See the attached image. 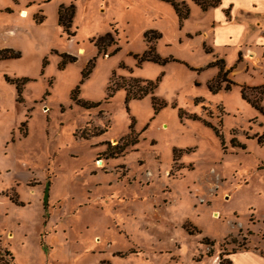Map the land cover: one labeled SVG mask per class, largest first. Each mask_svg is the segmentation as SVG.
<instances>
[{
    "label": "rangeland",
    "instance_id": "1",
    "mask_svg": "<svg viewBox=\"0 0 264 264\" xmlns=\"http://www.w3.org/2000/svg\"><path fill=\"white\" fill-rule=\"evenodd\" d=\"M183 1L179 19L166 0H0V52L18 54L0 57V253L14 264H216L220 251L264 253V115L241 86L263 110L264 91L240 81L255 72L229 70L233 84L208 88L218 59L204 42L208 13ZM69 3L68 33L56 9ZM145 30L158 33L150 42L161 61L137 58ZM128 77L155 87L105 97ZM75 87L99 103L79 105Z\"/></svg>",
    "mask_w": 264,
    "mask_h": 264
},
{
    "label": "crops",
    "instance_id": "2",
    "mask_svg": "<svg viewBox=\"0 0 264 264\" xmlns=\"http://www.w3.org/2000/svg\"><path fill=\"white\" fill-rule=\"evenodd\" d=\"M195 4L201 15L208 13L203 32L208 27L209 39L204 42L224 67L231 74L255 72L252 80L240 79L246 86L264 84V0H217L204 9ZM227 252L232 264H264V255L255 246Z\"/></svg>",
    "mask_w": 264,
    "mask_h": 264
},
{
    "label": "trees",
    "instance_id": "3",
    "mask_svg": "<svg viewBox=\"0 0 264 264\" xmlns=\"http://www.w3.org/2000/svg\"><path fill=\"white\" fill-rule=\"evenodd\" d=\"M166 1H169L171 6L173 7L174 11L178 15L179 19H183L188 15V6L183 0H181V1L166 0ZM193 1L197 4H199V6L202 9H204L209 5L215 4V2L217 0H213L211 2H205V3L203 2V0H193ZM72 13H73V4L72 3H69L67 5L60 4L57 6V9H56L57 23L61 24L63 26V28L68 33H69L68 27L70 25ZM39 19L40 18H38V20ZM147 33H150V35L148 36ZM157 36H158V33H156L155 31L145 30L143 32V37H144L145 41L148 42V45H147V48L144 49V51L141 54L137 55V58L139 60L148 59V60H153V61H161V59L155 53V51L153 49V45L150 42L151 38H155ZM106 37H110L109 32H105L104 34L98 35L96 38H93L94 43L97 44L98 47L102 46L100 41H102ZM102 51L105 52L104 49H102ZM16 55H18L17 52H13L11 49H7V50L3 49V51L0 52V57L16 56ZM61 56H62V62L65 59L66 60H73V56H71L67 53L62 52ZM217 60L220 63H218ZM209 63L217 65V71L215 73V77L213 79L208 80V82H207V86L210 90L215 91L220 87L228 88L230 86V84L234 83V81H232L231 79L224 78L223 75L228 71V68L224 67L223 61L220 58H218L216 60H211V61H209ZM88 68H89V66H88ZM87 72H88L87 68L85 70H83L81 72L82 77L85 76V74ZM25 79L26 78H22V80H25ZM121 79H124V78L121 77ZM127 80H128L127 82H123L122 80H121V82H115V85L112 88L107 85L106 86L107 92H106L105 97H108L109 95H111L113 89L118 87V86H121L125 89V100L129 97H137V98L141 97V96L145 95L147 92H151L152 89L155 87V82L151 81V80L132 78V77L131 78L128 77ZM222 81L225 82L223 85H221ZM251 87L256 88L257 92L259 94H261L264 91V84L259 85V86H251ZM16 90L18 93L19 92L18 82L16 83ZM76 93H77V87H75L71 91L70 97L75 98L76 102L83 107H86V108L94 107L99 103L98 100L93 101V100H83V99L76 98ZM241 95H242V97H245L258 111H260L264 115V110L262 109L261 105H259L258 99H256L257 97L249 98V97L245 96L242 86H241ZM150 98H151L152 104L154 105L156 98L154 97L153 94L150 96ZM259 98H260V96H259ZM160 105H162L161 102H158L154 105V107L157 108ZM93 133L96 134L97 132H93ZM261 136H262V134H261ZM211 240H209L208 237L204 236V242H211ZM260 252L264 255V253L261 250H260ZM227 253L228 252H223V251L219 252V254H218V263L219 264H232L230 259L226 256ZM4 254L8 255V257L4 258L3 257ZM207 254H209V253H207ZM12 259H13V256L9 252V250L7 248H3L2 253H0V264H14Z\"/></svg>",
    "mask_w": 264,
    "mask_h": 264
},
{
    "label": "bare ground",
    "instance_id": "4",
    "mask_svg": "<svg viewBox=\"0 0 264 264\" xmlns=\"http://www.w3.org/2000/svg\"><path fill=\"white\" fill-rule=\"evenodd\" d=\"M21 12H22V13H23V15H24L25 11H21ZM21 12H20V13H21ZM81 51H82V49L80 50V52H81ZM216 264H217V263H216Z\"/></svg>",
    "mask_w": 264,
    "mask_h": 264
}]
</instances>
